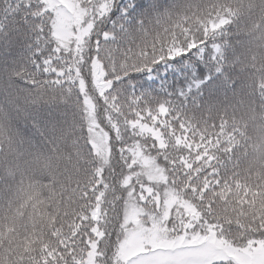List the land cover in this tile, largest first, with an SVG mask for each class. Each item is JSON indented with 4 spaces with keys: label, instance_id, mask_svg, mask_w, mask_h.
I'll return each instance as SVG.
<instances>
[{
    "label": "snow or ice",
    "instance_id": "snow-or-ice-1",
    "mask_svg": "<svg viewBox=\"0 0 264 264\" xmlns=\"http://www.w3.org/2000/svg\"><path fill=\"white\" fill-rule=\"evenodd\" d=\"M0 264H264V0H0Z\"/></svg>",
    "mask_w": 264,
    "mask_h": 264
},
{
    "label": "trees",
    "instance_id": "trees-1",
    "mask_svg": "<svg viewBox=\"0 0 264 264\" xmlns=\"http://www.w3.org/2000/svg\"><path fill=\"white\" fill-rule=\"evenodd\" d=\"M249 23H250V21L247 19V17H245L242 20L241 26L244 28H247ZM212 102L218 103L221 107H224V106L228 105L229 103H231V100L227 96L221 95L218 100H213Z\"/></svg>",
    "mask_w": 264,
    "mask_h": 264
}]
</instances>
